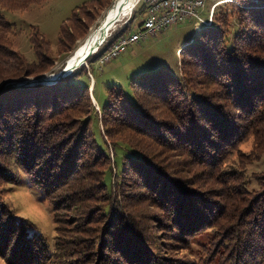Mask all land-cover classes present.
<instances>
[{"label": "trees", "instance_id": "1", "mask_svg": "<svg viewBox=\"0 0 264 264\" xmlns=\"http://www.w3.org/2000/svg\"><path fill=\"white\" fill-rule=\"evenodd\" d=\"M43 1L0 0V5L26 9ZM100 2L76 6L61 23L63 55L72 50L75 33L87 29L70 22L75 12ZM230 2L223 3L235 9L240 24L230 30L233 37L229 16L216 12L215 5L213 23L183 43L175 72L163 65L135 73L129 95L116 84L107 88V100L99 107L110 145L98 126L92 83L76 79L88 75L90 65L55 83L3 88L6 82L47 73L54 62L49 41L35 25H30V41L36 61L15 49L21 30L0 8V256L10 264H146L151 240L149 246L140 240L146 216L130 207L147 201L153 209L170 207L190 235L206 229V236L216 240L220 264L264 263V190L250 189L251 181L234 172V163L222 167L250 134L256 147L247 157L264 158V0H237L246 4L237 8ZM131 17L117 34L106 37L89 63L132 29ZM184 155L186 163L166 159ZM20 172L49 203L52 239L2 195ZM199 172L214 182L210 191L195 181ZM259 181L263 189L264 174H257L255 186ZM90 223L98 228L86 229ZM126 242L139 246L128 249ZM152 242L158 245V239ZM153 263L166 264L160 258Z\"/></svg>", "mask_w": 264, "mask_h": 264}, {"label": "rangeland", "instance_id": "2", "mask_svg": "<svg viewBox=\"0 0 264 264\" xmlns=\"http://www.w3.org/2000/svg\"><path fill=\"white\" fill-rule=\"evenodd\" d=\"M91 1L92 0H44L40 4L30 5L26 9H4L1 5L0 8H2L1 13L3 14V16L8 21L14 23L17 26V29L21 30L20 33H18L14 38L15 49L22 52L27 60H29L31 63L35 62L36 59L30 41V25L37 26L40 32L49 41V47L51 49L49 52V56L53 59L54 64L50 67V71L42 74L47 75L57 72L60 67L66 64L69 56L71 55L73 49L76 47L79 41L83 40L89 34L90 30L97 24L105 11L114 2V0H101L100 3H93L94 5L87 4L75 12V16L70 22L77 23L80 25V27H84L87 25V29L85 31L79 29V31L75 33V36L76 34H78V38H80H77L75 41L73 40L74 46L72 50L69 51V54L65 56L60 51V45L58 43V36L60 35V25L71 15L72 10L76 6H80L83 3H88ZM225 1L229 0H207L205 7L198 9L199 15L202 16L206 20V22H201L198 17L186 16L176 23H172L170 26L159 31L158 33L154 35H148L144 39L128 45L127 49L115 58H107L106 51L98 59L93 60L90 63L86 60L84 65H86L87 68L88 65L91 66V69L86 70L88 75L86 73H81L76 76V79L88 84L89 80L91 83L93 82L94 77V87H90L89 91L94 103L93 106L95 107L97 113L96 116H98L99 118V129L103 133L109 145V138H107V136L105 135V131L100 118V107H103L107 100V88L116 84L121 86L124 92L129 95L132 93L130 87V79L132 78L133 74L154 70L163 65L175 72V66L176 64H178L181 55L180 49L183 43H185L190 38H195V36L198 34V32L201 31L202 27L205 24L210 25L211 23H213L214 13H212V20L208 19L209 11L214 12V10L212 9H214L215 6L213 5H217L216 12L221 11L222 13H225V15L229 16L230 33V30H233V26H238L239 22L236 20L237 15L235 9L230 5H226L225 3H223ZM231 1L232 2L230 3L235 4L236 8L241 4V2L239 4L237 0ZM245 5L246 4H241V6L243 7ZM144 8V0H141L140 3L138 2L137 4H135V7L133 8L129 16L124 17L115 23L113 28L110 30L109 36L106 41L117 34V32H119L127 24V20L131 17V15H134V17H131L133 21V27L130 32L139 31L140 27H137L135 25L138 21L144 20L146 16V9ZM142 9H144V11L140 12ZM83 32H86V34L84 35ZM230 34L231 37L234 36V33L231 32ZM106 41L101 46V48H103V46L107 43ZM80 68L81 65L76 70L78 71V69ZM178 73L180 74L179 65ZM32 77L36 76L24 78L23 80H27ZM93 98L95 99L96 103L94 102ZM97 104L100 105V107ZM181 146L182 145L176 147ZM255 147V138L252 134H250L247 140L244 139L239 142V150H237L232 156L228 157L224 161V163H222V167H225L227 164L234 163L232 164L234 165V172L236 169L237 173L240 172V177L242 180L245 179L248 182L251 181L253 187L249 185L250 189L260 192L261 190H264V188L262 189V187L259 186L261 181L256 183V185H258L255 186V177L257 176V174H264V158L257 161L252 160L254 159L252 156L247 157L252 152H254L253 150H255ZM186 158L187 156L185 155L183 156V158H180V160H177V158L172 159L166 157V159H170L173 162L178 161L180 163L185 162ZM113 165L114 163H112V166ZM199 167L201 168L203 167V165ZM195 181L200 184L201 188H204L201 190L206 189L207 191H210L211 189H208V187H212V185L214 184V182L209 179V176L204 175V172H199L196 176ZM135 191L136 189H132L131 195L134 194ZM2 195L8 201V203L13 208H15L18 215L29 219V221L36 227V229L45 237L49 239L53 238L55 234V228L49 203L46 200L42 199V197L39 195L38 189L32 186L24 173L20 172L15 182L6 185V189L4 190ZM213 197H215V195H213ZM228 201L229 200L224 199L222 202L225 206H227ZM140 202L139 204H132L133 207H130V209L133 208L136 210H141L142 213L146 216V221L143 222L146 228L141 230L142 235L140 236V240H142V243L147 244V246L150 245V247H147V249L151 251L152 259L150 258V261L146 264H154V258H160L161 262H165L166 264H220L219 257L217 256V254H214V252L216 251L215 247L217 246L216 240L214 238L215 241L213 242V239L206 236V229L190 235V229H184L183 225L182 228H180V225L178 223L180 220L176 219L178 217H173L170 207L168 208V211H166L167 208H165V210H158L157 208H150L147 201ZM155 211H158L159 213L153 215L152 213ZM175 211L176 208H174V212ZM66 218L74 221V223L78 220L77 217ZM173 219H175V222L171 224V221ZM95 228H98V226L92 223H90L86 227V229L89 230H93ZM113 231L114 230H112V233ZM98 232L99 230L93 232L95 234L94 236H97ZM147 238L151 240V244L153 243L152 241L154 239L156 241L158 239V245H148L149 242ZM85 241V245L91 248L90 240L86 239ZM139 242L135 243L134 245L132 244V242H126L124 245L129 249L132 248V245L138 247ZM187 242H190L188 249L185 246V243ZM130 258L132 259V257ZM88 261H90V259H88ZM97 262L98 264L100 263L98 260ZM0 264L10 263L8 262V259L0 256Z\"/></svg>", "mask_w": 264, "mask_h": 264}, {"label": "built area", "instance_id": "3", "mask_svg": "<svg viewBox=\"0 0 264 264\" xmlns=\"http://www.w3.org/2000/svg\"><path fill=\"white\" fill-rule=\"evenodd\" d=\"M207 0H144L146 16L139 31L122 35L115 41L106 53L107 58H112L124 52L128 45L154 35L176 23L186 16L198 17L201 22L206 20L199 15L198 9L205 7ZM141 0H139V3ZM209 16V15H208ZM209 19V17H208Z\"/></svg>", "mask_w": 264, "mask_h": 264}, {"label": "water", "instance_id": "4", "mask_svg": "<svg viewBox=\"0 0 264 264\" xmlns=\"http://www.w3.org/2000/svg\"><path fill=\"white\" fill-rule=\"evenodd\" d=\"M116 2V1H115ZM114 2V3H115ZM114 5V4H113ZM106 17L103 19V21L98 26V30H100L99 35L90 41V39L86 40V44L88 46L87 51L82 54L78 59H68L66 64L63 65L57 72L50 73L47 75H39L36 77H32L27 80H15V81H9L6 82L3 86L9 87V86H21V85H30L33 83H45V84H51L59 81L61 78L68 76L70 73L75 71L80 65H83L87 58L99 47V45L102 43V41L105 40L107 30L115 25L118 18L114 15L112 18L106 20ZM90 44V45H89ZM71 58V57H70Z\"/></svg>", "mask_w": 264, "mask_h": 264}, {"label": "bare ground", "instance_id": "5", "mask_svg": "<svg viewBox=\"0 0 264 264\" xmlns=\"http://www.w3.org/2000/svg\"><path fill=\"white\" fill-rule=\"evenodd\" d=\"M114 2H113L114 5L112 4L105 11V13L100 18V20L97 22V24L90 30L89 34L83 40L79 41V43L76 45V47L73 49L71 55L69 56V59H73V60L78 59L80 56H82V54H84L87 51L88 46L86 44V40L90 39V41H91V40L95 39L99 35L100 30H98V26L103 21V19L106 17V15H107L106 20L112 18L114 15L118 18V20H120V19H122L124 17H127V16H129L131 14L133 8L135 7V4H137L139 2V0H114ZM213 6H215V5H213ZM212 10H214V9H212ZM212 13H213V11H211V12L209 11V20H212V16H213ZM113 26L110 27L107 30V34H106L107 36H109V32L113 28ZM124 34L126 35V33H124ZM104 41H102V43ZM100 45H99V47H100ZM98 48L94 52H96L98 50Z\"/></svg>", "mask_w": 264, "mask_h": 264}, {"label": "crops", "instance_id": "6", "mask_svg": "<svg viewBox=\"0 0 264 264\" xmlns=\"http://www.w3.org/2000/svg\"><path fill=\"white\" fill-rule=\"evenodd\" d=\"M93 77V76H92ZM94 77H93V82H92V84H91V88H93V83H94ZM93 100H94V102L96 103V101H95V99L93 98ZM98 105V104H97ZM99 106V105H98Z\"/></svg>", "mask_w": 264, "mask_h": 264}]
</instances>
